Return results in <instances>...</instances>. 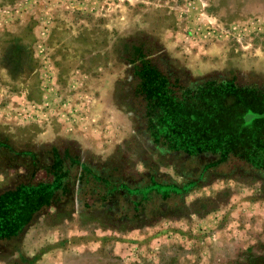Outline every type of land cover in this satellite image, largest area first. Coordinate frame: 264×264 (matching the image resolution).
<instances>
[{
    "label": "rangeland",
    "instance_id": "1",
    "mask_svg": "<svg viewBox=\"0 0 264 264\" xmlns=\"http://www.w3.org/2000/svg\"><path fill=\"white\" fill-rule=\"evenodd\" d=\"M263 89L264 0H0V264H264Z\"/></svg>",
    "mask_w": 264,
    "mask_h": 264
},
{
    "label": "trees",
    "instance_id": "2",
    "mask_svg": "<svg viewBox=\"0 0 264 264\" xmlns=\"http://www.w3.org/2000/svg\"><path fill=\"white\" fill-rule=\"evenodd\" d=\"M172 85H174V84H172ZM178 86L181 87L182 84H180V85L178 84ZM198 87H199V86H198ZM198 87H197V86H194V88H193V90H194V91H193V92H194L193 94H194V95H195V93L198 91V89H197ZM238 87H239V88H246L245 85H244V86L241 85V86H238ZM182 88H183V87H182ZM184 88H186V87H184ZM248 88H249V87H248ZM262 88H263V87H262ZM166 90H168V93H169V90H170V89L168 88V89H166ZM263 90H264V89H263ZM168 95H169V94H168ZM171 97H172L173 99H176V100H177V98H174V96H171ZM185 99H187V96H186L185 94H183L182 96H180V99H178L177 101H182V100H185Z\"/></svg>",
    "mask_w": 264,
    "mask_h": 264
}]
</instances>
